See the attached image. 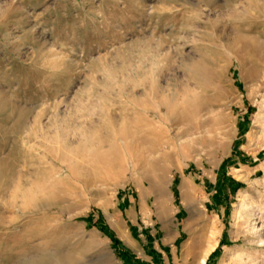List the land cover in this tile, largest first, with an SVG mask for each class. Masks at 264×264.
Here are the masks:
<instances>
[{
	"label": "rangeland",
	"instance_id": "rangeland-1",
	"mask_svg": "<svg viewBox=\"0 0 264 264\" xmlns=\"http://www.w3.org/2000/svg\"><path fill=\"white\" fill-rule=\"evenodd\" d=\"M0 12V264H264V0Z\"/></svg>",
	"mask_w": 264,
	"mask_h": 264
},
{
	"label": "bare ground",
	"instance_id": "bare-ground-1",
	"mask_svg": "<svg viewBox=\"0 0 264 264\" xmlns=\"http://www.w3.org/2000/svg\"><path fill=\"white\" fill-rule=\"evenodd\" d=\"M5 12V11H4ZM1 13V12H0ZM2 15V14H1ZM150 55H152V54H150ZM185 142V141H184ZM194 143L195 142H193V139H191V138H187V141L183 144V157L184 158H190L191 156V154H194L195 153V149H194ZM43 144V143H42ZM158 210H159V208H158ZM159 213V215H161V211H159L158 212ZM259 215V214H258ZM249 217H250V215H249ZM252 218H255L254 219V221L255 220H257V219H259L257 216L256 217H254V216H251ZM250 217V218H251ZM248 219V218H247ZM249 221V220H248ZM259 222V221H258ZM252 226V225H251ZM256 229V228H255ZM259 229V228H258ZM204 235H199L197 238H194V241L192 242L193 244H190V247H189V251L190 252H193V251H195V250H200V249H202V248H199L200 247V244H202V242L204 241ZM259 239V238H258ZM252 242V241H251ZM208 243V242H207ZM209 243H210V241H209ZM257 244H258V246H264V241H261V240H258L257 241ZM251 245V244H250ZM255 246V245H254ZM213 248H214V245H212V243H210V246H208L206 249H204L203 250V253L199 256V258H198V262H197V264H205V258L208 256V254L213 250ZM256 248H258V247H256ZM250 258L247 260V262L248 263H243V264H254L253 262H250V261H253V260H250ZM254 261H256V259L254 260ZM258 261V260H257ZM242 263V262H241ZM234 264V263H233Z\"/></svg>",
	"mask_w": 264,
	"mask_h": 264
}]
</instances>
